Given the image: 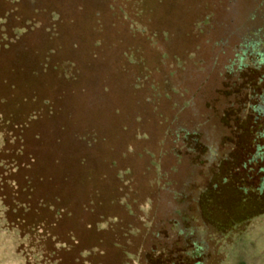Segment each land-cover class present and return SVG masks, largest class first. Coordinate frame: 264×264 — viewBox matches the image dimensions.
<instances>
[{"label": "rangeland", "instance_id": "1", "mask_svg": "<svg viewBox=\"0 0 264 264\" xmlns=\"http://www.w3.org/2000/svg\"><path fill=\"white\" fill-rule=\"evenodd\" d=\"M48 1L58 14L26 24L29 1L0 14V264H191L161 227L151 238L158 201L182 210L208 262L264 264L255 126L236 117L255 75L232 79L212 45L240 41L254 0ZM178 128L195 132L181 162Z\"/></svg>", "mask_w": 264, "mask_h": 264}, {"label": "trees", "instance_id": "2", "mask_svg": "<svg viewBox=\"0 0 264 264\" xmlns=\"http://www.w3.org/2000/svg\"><path fill=\"white\" fill-rule=\"evenodd\" d=\"M6 5H4V9H1L0 14H3L6 18L7 15L16 14L20 12L21 7L24 6V2L29 1V5H33V8L26 10V13L29 15V18H25V24L29 21L30 15L38 13V9L45 14V16H53L55 14H58V9L53 8L50 5H42L41 3H44V0H3ZM24 1V2H23ZM48 0H46L47 3ZM80 1V0H79ZM85 1V0H83ZM50 2V1H48ZM57 1L53 0L52 3L57 4ZM45 3V4H46ZM133 3H138L134 1ZM53 4V5H54ZM10 5V6H8ZM9 7V8H8ZM22 15L19 17L21 18ZM3 18V20H5ZM24 18V17H22ZM22 21V20H21ZM19 26H21L19 24ZM246 31L244 35L240 38V41L236 43L235 45H229V47H226V43L218 41H214L212 43L213 47L219 48L220 53L224 52L223 54V60L221 69L224 70L225 74L229 75L232 79L237 78V76L242 72H250L255 75L254 77V83L253 87L251 89H248L249 91H245L246 89L242 88L243 93H246V98L242 102L240 101L239 107H238V115L236 116L240 121H250L251 124L255 126L254 129V139L255 143L252 148L251 154L248 156L246 163L248 165L250 164H260L261 167H259V172L262 174L261 178L258 181L257 185V191L263 192L264 191V0H254L253 1V7L251 9H248L247 12H245L244 17V26ZM5 27H0V47L2 49H6L8 47V43L11 42L10 38H8L9 34L5 32ZM16 29V28H15ZM24 29L22 26L20 28H17L16 30ZM13 32V31H12ZM227 48V49H226ZM223 49H226L224 51ZM228 108L232 109V105L229 106L225 105L223 110L226 112ZM225 130H233L234 128L232 122L228 121L227 127H222ZM173 133V134H172ZM195 132L187 130V129H176L174 132H171L168 136L170 140H173L175 142V148H179V155L176 157L179 159V162L182 160V151L185 148L184 147V140L186 135H193ZM173 135V137H172ZM184 141V142H183ZM19 142L21 143V140L19 139ZM6 144V141H4V145ZM180 145V146H179ZM21 148V145H19ZM19 148V150H20ZM225 160V155L222 156V161ZM26 185L29 184V181H27V177H25ZM168 183V184H167ZM164 187L160 188L159 192H163L165 198H169L172 201H175L178 197V193L174 190H171V183L166 182L162 183ZM29 199V198H28ZM41 199L39 202L34 205L43 206L41 203ZM20 205H24L23 203H20ZM28 206V203H27ZM157 214L160 218L159 224H152V231L150 230V236L151 238L156 239L157 237V231L160 227L165 231L166 233V239L170 241V244L166 243V245H171L173 242H177L175 244L174 248H179L182 250L183 255L185 258L192 261L191 264H213L211 261L208 262V260L204 259V254L206 251V248L204 246L203 240L198 239L196 234V237L192 240L191 237L194 235L192 234L194 229L187 225L185 222V217L182 213V210L172 207L171 209L165 210L161 209L160 201L157 203ZM3 207L6 209V215L12 216L14 213L13 210L11 212L9 209H7V206ZM40 210V208H37ZM35 209V210H37ZM24 212L21 214H24L26 210H23ZM41 214L40 211H37ZM14 215V214H13ZM44 215V213H43ZM8 216V217H9ZM22 219L20 220V222ZM48 222V227H54L55 224L51 222V220H45ZM23 223V222H21ZM154 229V230H153ZM20 232V231H19ZM21 235V234H20ZM24 234H22L23 236ZM46 237H49V233L46 234ZM121 237H126L125 234ZM53 238V237H52ZM51 238V239H52ZM178 238L179 241H176L175 239ZM50 239V240H51ZM118 240V239H117ZM118 242V241H117ZM113 242V246L118 247L121 251L122 256H134L135 259H138L139 256V247L135 246L133 251L128 252L125 250L124 245H121L122 243ZM166 242V240H165ZM156 242H151V246L148 248V252H152L155 249V246H157ZM190 245V249H188V244ZM22 252V251H21ZM56 252V251H55ZM51 256L54 255V251H51ZM25 258V264L29 263V257L27 254L24 255ZM37 256V255H36ZM140 257V256H139ZM46 259V257H44ZM48 261V259H46ZM58 261L56 258L52 259ZM44 263V260L42 261ZM41 263V264H43ZM48 263V262H47ZM78 259L73 258L72 262L64 263L63 264H77ZM140 263V262H139ZM46 264V262H45ZM127 264V263H123Z\"/></svg>", "mask_w": 264, "mask_h": 264}, {"label": "crops", "instance_id": "3", "mask_svg": "<svg viewBox=\"0 0 264 264\" xmlns=\"http://www.w3.org/2000/svg\"><path fill=\"white\" fill-rule=\"evenodd\" d=\"M1 102V101H0Z\"/></svg>", "mask_w": 264, "mask_h": 264}]
</instances>
